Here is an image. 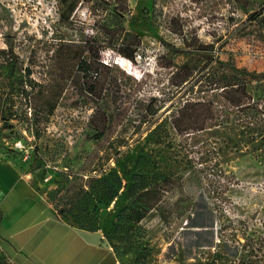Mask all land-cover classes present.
Wrapping results in <instances>:
<instances>
[{"label":"rangeland","instance_id":"obj_1","mask_svg":"<svg viewBox=\"0 0 264 264\" xmlns=\"http://www.w3.org/2000/svg\"><path fill=\"white\" fill-rule=\"evenodd\" d=\"M115 8L124 49L139 43L133 60L97 32ZM260 20L264 0H0V163L48 214L100 232L116 264H264L256 145L229 148L218 140L239 135L227 129L172 125L201 83L236 73L214 72L215 59L257 77L264 95ZM104 179L115 196L80 192ZM0 264H15L1 248Z\"/></svg>","mask_w":264,"mask_h":264},{"label":"trees","instance_id":"obj_2","mask_svg":"<svg viewBox=\"0 0 264 264\" xmlns=\"http://www.w3.org/2000/svg\"><path fill=\"white\" fill-rule=\"evenodd\" d=\"M261 12H251L248 13V16L251 20H255ZM122 15L123 11L120 8H115L114 11L108 13L102 20L103 24L101 27H97V32L107 38V46L116 50L121 56L133 60L139 43L134 47H130L132 49H124L123 39H121L124 34L121 25ZM258 24L264 28L262 20ZM113 25L114 27H112ZM92 43L89 39L83 42L84 49L91 57L94 54L91 46ZM0 52L4 53L3 50ZM214 62L219 65L218 68L214 69V72L221 67H225L236 73H231L225 77L214 76L209 84L202 85L201 83L199 95L196 99L185 100L183 102L172 118V125L179 134L189 132L190 130L203 132L205 130L227 129L229 132L238 134V139L235 140L230 136L224 137L218 140L219 144L220 142H225L229 148H236L239 143L238 141L241 138H246L250 143L256 145L255 151L257 153L254 154L255 157L264 162V95L258 90L262 83L253 85L252 82L258 81L257 77H254L245 70L236 69L228 62L219 59H215ZM91 64L90 56L89 58L84 57L77 64V71L85 75L89 71V68H91ZM179 70L190 72L186 65L180 66ZM253 153L255 152L253 151ZM115 178L118 184L121 185V180L117 176ZM216 184L217 182H214L213 190L218 187L215 186ZM144 190H146V187H142L137 196H141L144 192H147ZM80 192L84 196H90L93 193H101L108 197L115 196L112 187L107 184V179L101 181L100 189L92 191L91 187L90 191L81 189ZM145 208H159V200H155L152 204L147 203ZM60 212H63V210Z\"/></svg>","mask_w":264,"mask_h":264},{"label":"crops","instance_id":"obj_3","mask_svg":"<svg viewBox=\"0 0 264 264\" xmlns=\"http://www.w3.org/2000/svg\"><path fill=\"white\" fill-rule=\"evenodd\" d=\"M0 248L15 264H116L97 231L48 214L38 193L0 163Z\"/></svg>","mask_w":264,"mask_h":264}]
</instances>
